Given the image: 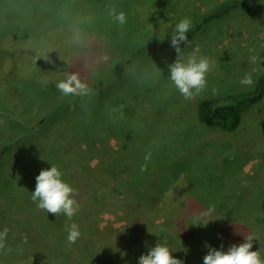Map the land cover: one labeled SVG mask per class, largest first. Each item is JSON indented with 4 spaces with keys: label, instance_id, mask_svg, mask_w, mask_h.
Returning <instances> with one entry per match:
<instances>
[{
    "label": "rangeland",
    "instance_id": "rangeland-1",
    "mask_svg": "<svg viewBox=\"0 0 264 264\" xmlns=\"http://www.w3.org/2000/svg\"><path fill=\"white\" fill-rule=\"evenodd\" d=\"M228 1L0 0V148L12 145L0 164V232L8 230L0 264H138L139 248L148 252L157 241L136 225L138 236L130 205L153 196L184 215L179 246L164 229L156 237L185 264H204L206 245L227 251L248 235L264 258V97L231 133L198 116L202 101L252 92L264 74V0H242L263 6L257 15L232 8L203 22ZM111 8L126 14L124 25ZM184 18L201 25L185 55L199 46L214 62L207 87L191 100L169 69L177 59L171 35ZM66 72L78 73L92 94L64 96L56 84ZM246 75L251 85L241 84ZM52 165L78 190L79 204L94 178L112 180L129 217L118 224L126 242L108 240L107 222L85 230L92 217L81 205L71 221L37 207L36 177ZM63 223L78 225L76 243L67 242ZM129 246L134 255L125 254Z\"/></svg>",
    "mask_w": 264,
    "mask_h": 264
},
{
    "label": "clouds",
    "instance_id": "clouds-1",
    "mask_svg": "<svg viewBox=\"0 0 264 264\" xmlns=\"http://www.w3.org/2000/svg\"><path fill=\"white\" fill-rule=\"evenodd\" d=\"M109 15L114 22L120 25H124L127 22L126 14L123 11L117 12L115 8H111ZM191 28L192 20L184 18L175 26L171 35V46L177 52V59L169 65L170 80L185 100H191L205 90L207 87V76L214 67L213 61L199 55V46L187 55L183 52L181 44L186 45L188 43L187 33ZM43 58L50 63L52 62L48 56ZM258 59L257 56H252L250 57V62L255 64ZM240 82L243 85H251L253 83L250 75H246ZM56 88L64 96L84 97L92 94L89 85L75 72H66L65 78L56 84ZM213 91L215 92L216 90L214 89ZM150 159L151 154L149 153L145 156V160L148 161ZM146 170L147 164L142 165L141 171ZM62 177L63 173L56 165H52L50 169L42 170L36 177V187L35 191L32 192L31 199L33 202H37L39 209L57 216L63 214L68 219H71L80 210V204L75 198L78 195V190L73 188ZM204 215L202 213L199 219H203ZM201 224L206 226L208 223ZM66 230L69 244L76 243L81 237V231L76 223H72ZM7 235L8 230L6 228L0 232V250L6 248ZM254 240H257L254 235H248L245 237L244 242L231 245L227 251L223 250V248L218 250L206 245L209 251L204 257V264H264V258H262L260 250H252ZM26 242L27 238H25ZM173 252L166 242L161 243L158 241L146 254L139 257L138 264H185L183 260L174 257ZM185 252L187 254V250Z\"/></svg>",
    "mask_w": 264,
    "mask_h": 264
},
{
    "label": "trees",
    "instance_id": "trees-1",
    "mask_svg": "<svg viewBox=\"0 0 264 264\" xmlns=\"http://www.w3.org/2000/svg\"><path fill=\"white\" fill-rule=\"evenodd\" d=\"M232 8H241L249 15H257L262 11L263 6L260 5L256 9H252L245 1L230 0L224 3L222 7L215 13L205 17L203 19V22L207 23L214 19L220 18L222 14ZM200 27L201 25L192 26L190 31L187 33L188 43L186 45L181 44V47H186L190 44L192 35L197 32ZM261 64L264 67V53L261 56ZM115 69L117 73H120L121 68L119 66H116ZM263 97L264 74L258 80L256 89L252 92L244 93L237 97L216 98L202 101L199 104L198 108L199 121L208 127H219L224 132L231 133L240 125L243 111L247 107L259 103L263 99ZM11 149L12 145H5L0 148V164L10 153ZM93 180L98 183H94V185H92L93 187H88L85 204H80L82 208L89 209V212H87L85 215H87V217H92V219L86 218L83 221V227L85 228V230H88L90 228V224H92L93 222L95 224L107 222L108 240L114 243L116 237H118V240L116 241H120L121 239L120 242H126L125 238L128 237L127 234L125 235L123 232H121L118 227V224L123 223L127 218H129L128 216H126L127 209L123 204V202H125V200L123 199V195H121L119 192L117 193L115 191H111L113 186V182L111 179H109L107 183L105 182V179L102 178H94ZM130 207L131 209H135L133 213H136L139 217V219L136 220L135 224L132 225L137 231L138 236H140L142 232L137 226H139L143 231H146L144 236H146L147 238H154L152 239L153 241H160L161 243H165V241L159 239L158 236L156 237V234H159V232H161L163 229L166 230V235L170 233L174 237V242L172 244L173 246H179L181 238L186 236V232L184 233L182 230H179L177 228V226H179L180 224L184 225L182 222V218L184 215L179 212L177 208L171 209V205L163 199L159 200V197L153 196L147 198L143 202L138 203L135 201V203H132ZM170 215L174 216V220L172 219L170 220L169 224H165L163 222V218L170 217ZM63 217L66 218L65 215H63ZM180 219L181 222H179ZM61 225L62 228L67 229V224L63 223ZM67 234L68 232L66 230L65 236ZM188 234L191 235L189 232ZM192 241L195 242L194 240ZM193 242L191 243L193 244ZM186 245L187 247H189V244ZM124 249L126 250V255H134L133 252L137 251V249L131 250L130 246L128 248V251L126 248ZM141 251L143 252V255L147 253L145 250H143L142 247L139 248V252ZM184 254H186V252ZM117 255L120 254L116 252V256ZM102 264L108 263L102 261Z\"/></svg>",
    "mask_w": 264,
    "mask_h": 264
}]
</instances>
